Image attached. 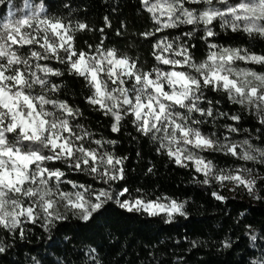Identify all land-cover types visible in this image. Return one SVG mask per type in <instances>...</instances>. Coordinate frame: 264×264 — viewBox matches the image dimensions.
Wrapping results in <instances>:
<instances>
[{"label": "snow or ice", "instance_id": "1", "mask_svg": "<svg viewBox=\"0 0 264 264\" xmlns=\"http://www.w3.org/2000/svg\"><path fill=\"white\" fill-rule=\"evenodd\" d=\"M142 3L156 25L154 31L141 33L144 37L180 25L197 28L203 25L207 40L216 35L211 26L219 20L221 28L264 39V0L235 3L142 0ZM216 3L221 7H216ZM188 4L205 7L197 10L186 7ZM87 28L85 23L73 26L61 18L49 17L43 5L30 14L10 17L0 24V228L12 234L18 232L23 238L26 224L42 222V227L49 230L56 221L67 219V212L88 221L113 199V191L109 189L93 190L91 186L63 179L66 173L48 167V162L63 161L105 184L124 179L123 158L100 151L105 143L102 140L91 141L98 148L86 146L91 133L71 123L81 114L79 110L66 101L50 98L48 93L58 91L59 86L50 84L48 77L61 76L63 72L40 63L42 60L54 59L65 64L70 73L87 82L91 91L88 103L113 119V132H119L121 121L130 116L137 131L157 141L158 150L166 152L177 165L188 167L186 162L191 161L195 170L205 177L212 176L221 184L234 182L253 193L256 179L251 169L217 170L212 160L197 155L193 149L219 151L245 161L264 163V148L254 146L249 139L227 143L213 139L198 127L206 121L194 119L193 113L214 120L241 119L239 115L223 112L214 115L211 100H207V107H201L206 101L205 90L211 89L225 93L233 104L254 112L264 125V73L236 66L237 62L264 66V54L213 43L209 44L206 58L197 62L190 51L194 46L176 44L165 37L153 46V56L169 69L157 66L144 71L137 67V59L115 48L106 49L102 44L94 54L77 51L73 33ZM37 87L39 92L35 91ZM226 127L229 132L239 131L232 125ZM208 182V179L203 181ZM61 184L79 190L63 191ZM128 191L127 188L117 191L115 202L129 212L144 211L152 216L164 213L169 222L174 214L185 215L184 205L175 200L166 204L159 199L141 197L119 199ZM213 195L218 200L225 199L217 193ZM229 246L225 243V247ZM5 250L0 241V253Z\"/></svg>", "mask_w": 264, "mask_h": 264}, {"label": "trees", "instance_id": "2", "mask_svg": "<svg viewBox=\"0 0 264 264\" xmlns=\"http://www.w3.org/2000/svg\"><path fill=\"white\" fill-rule=\"evenodd\" d=\"M23 1L43 5L49 17L61 18L73 26L87 24L86 30L73 33L77 51L94 54L96 47L102 44L106 49L115 48L137 59V67L144 71L157 66L169 69L153 56V46L165 37L176 44L194 46L190 51L197 62L206 58L209 44L213 43L264 54V39L221 28L219 20L211 26L216 35L207 40L203 25L199 28L180 25L157 32L153 37H144L141 33L154 31L156 25L142 0H0V15L5 16L10 4L20 5ZM235 2L229 0V3ZM186 7L200 10L205 5L188 4ZM188 32L192 35L185 36ZM40 63L63 72L61 76L48 77L50 84L59 86L58 91L48 95L79 110L81 114L71 123L91 133L85 145L98 148L91 141L102 140L105 143L100 151L123 158L124 179L114 183L117 191L129 190L122 198L173 199L184 205L185 215H177L169 222L164 215L129 212L115 201H108L88 221L67 212V219L56 221L49 230L42 227V222L26 224L23 238L18 232L12 234L0 228V241L6 246L0 253V264H259L257 262L264 257V189L256 203L238 197L216 199L213 193L217 189L203 183L206 177L202 173L191 164L181 167L174 163L166 152L158 150L157 141L137 131L130 116L121 121L119 132H113V119L98 110V106L88 103L91 91L87 82L70 73L67 65L54 59ZM248 67L264 73L262 65L248 63ZM35 91L40 89L37 87ZM205 97L201 107H207V100H211L214 115L223 112L241 117L239 121L227 117L214 120L193 113L194 119L206 121L198 125L205 135L222 143L249 139L254 146L264 148V125L254 112L233 104L223 92L206 89ZM226 125L235 126L239 131L229 132ZM198 154L212 160L216 169L254 166L253 161L219 151L199 150ZM48 167L63 170L65 180L91 188L103 185L94 176L76 171L63 161L48 162ZM260 168L264 170V166ZM70 186L64 184V189L67 191ZM225 243L230 246L225 247Z\"/></svg>", "mask_w": 264, "mask_h": 264}, {"label": "rangeland", "instance_id": "3", "mask_svg": "<svg viewBox=\"0 0 264 264\" xmlns=\"http://www.w3.org/2000/svg\"><path fill=\"white\" fill-rule=\"evenodd\" d=\"M214 3H215V0H214ZM39 6H40V4H34L31 1H23L20 5L10 4L9 8L7 9V13L5 14V16L3 17L0 15V24L5 22L10 17L19 18L26 13L30 14V12L33 9L38 8ZM215 6L218 7L217 4H215ZM0 8H1V4H0ZM236 66L239 68H249L248 63H244V62H237ZM193 151H195L197 153V155H199L198 154L199 150L193 149ZM238 151H239V149H238ZM186 163L188 165L189 164L193 165L195 168V164L193 162L187 161ZM253 163H254V166L247 168V169L252 170V177L256 179V186H255L253 193H251V194L243 186H237L234 182H230V181H226L223 184H221L220 182L215 180L212 176L206 177V179H208V181H209L206 184L214 186L217 189V191L215 193L222 195L225 199H226V197H238V198H242V199L256 203L257 201L260 200L261 191H262V189H264V170L260 168V166H264V163H260L258 161H253ZM241 169H245V168H241ZM217 170H220V169H217ZM97 180L100 183H102L103 185L99 186L97 188H92V189L93 190H99L101 188H105V189H109V190L113 191V199L110 201H115L117 198L115 195V193L117 192V189H116L114 183L117 181L110 182L109 184H105L102 180H99V179H97ZM60 187L63 191H66L64 189V184H61ZM70 187H71V189H68L67 191L79 190V189H73L72 186H70ZM122 197H119V199L123 200ZM225 199H223V200H225ZM171 200H173V199H164V200H161L160 202L167 204V203H170ZM178 203H180V202H178ZM60 210H61V212H64L63 208H61ZM142 212H144V211H142ZM159 215H164L169 219V217L164 213H161ZM177 215H179V214H174L173 217L171 218V220ZM257 263L264 264V257L261 260H259Z\"/></svg>", "mask_w": 264, "mask_h": 264}]
</instances>
